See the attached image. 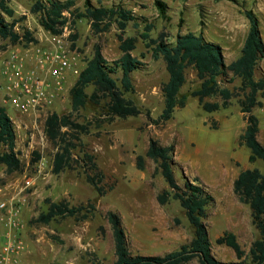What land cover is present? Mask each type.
Masks as SVG:
<instances>
[{"label":"rangeland","instance_id":"obj_1","mask_svg":"<svg viewBox=\"0 0 264 264\" xmlns=\"http://www.w3.org/2000/svg\"><path fill=\"white\" fill-rule=\"evenodd\" d=\"M6 1L15 10V29L22 35L28 29L38 43L46 42L48 31L40 24V13L33 11L32 7L37 1L46 3L47 0ZM75 1L73 9L64 13L67 20L63 27L69 24L72 34L77 35L71 42V45L74 43L71 48L77 53V64L64 99L58 100L52 111L71 115L81 123L91 121L92 124L90 132L82 134L83 147L80 145L74 151L75 159L79 161H73L72 167L59 174L52 169L58 148L45 136V119L38 120L35 125L33 117L22 115L5 101L3 60L13 49L24 48L35 41L28 42L22 38L13 42L0 37V105L6 107L13 120L16 151L23 163L22 170L13 172L0 164V184L10 185V191L15 192L28 179L33 181V186L24 191V234L31 248L30 253L26 240V253H30L33 264H114L117 254L113 228L107 216L109 210L122 214L136 254H166L190 242L195 230L181 202L171 199L163 205L158 200L159 193L170 187L163 173L157 172V162L147 156L150 139L154 137L163 144H176L175 171L182 185L185 184V175L191 179L200 178L215 196L207 222L216 256L225 261L239 260L236 251L220 244L217 238L225 231H233L244 249L250 252L260 231L254 224L251 206L242 202L235 191V180L240 171L250 165L264 169L262 159L250 162L252 150L241 142L248 121L241 109L240 97L234 98L228 108L213 112L205 110L199 98L191 94L201 86L202 80L197 70L190 66L187 69L188 80L182 90L189 95L187 105L179 107L170 121L158 125L151 120L149 112L155 119L162 114L165 107L163 84L170 75L165 60L154 57L152 47L148 46L142 34L149 23L155 25L151 32L153 38H158L165 31L172 43L176 42L179 33L193 31L204 34L206 39L223 46L226 62L230 64L241 56L250 31L247 10L252 9L259 16L264 36V0H164L168 4L169 18L161 15L157 0H90L97 6L122 5L137 16L125 35L139 38L134 55L144 65L133 73L136 90L127 95L136 100L143 112L139 116L118 117L114 121L107 120L104 115L106 101L89 103L79 111H74L71 106L70 88L78 73L95 55L96 45L102 46L104 55L111 62L123 56L122 31L118 23L108 31L96 32L90 20L76 19L75 16L84 9L86 0ZM5 17L7 21H13L12 17ZM263 75L264 59L258 67L257 77ZM116 76L121 79L122 72ZM225 81L233 89L241 85V79L233 72ZM87 91L91 93L93 86ZM207 100L223 102L222 97H208ZM254 113L261 119L259 137L264 143V105L256 107ZM79 148L95 155L106 172L107 178L102 184L109 190L107 194H100L87 180L85 166L80 161L83 153ZM5 149L0 145V152ZM35 150L43 156L38 164L31 162ZM140 154L146 155L145 170L138 167ZM41 163L43 168L39 171ZM47 198L51 201L67 200L73 205L92 202L96 210L91 209V217L81 221L69 216L49 224L36 223L34 219L48 210ZM186 264L202 263L197 258Z\"/></svg>","mask_w":264,"mask_h":264},{"label":"trees","instance_id":"obj_2","mask_svg":"<svg viewBox=\"0 0 264 264\" xmlns=\"http://www.w3.org/2000/svg\"><path fill=\"white\" fill-rule=\"evenodd\" d=\"M75 4V0H47L46 3L37 1L32 10L40 13V24L47 31L58 34L63 31V25L67 20L64 17L65 11L72 10ZM156 4L161 15L169 18L167 2L157 0ZM5 15L12 17L13 21H7ZM246 15L251 23L250 31L241 56L230 64L226 62L223 46L206 39L204 34L193 31L179 33L176 42L172 43L168 40L169 35L165 31L158 38H153L151 32L155 25L149 23L142 37L148 46L152 47L154 57L165 60L170 74L168 81L163 84L164 110L156 119L149 112L151 120L158 125L165 124L174 118L179 107L187 105L189 95L182 93V90L188 80L187 69L193 66L202 83L191 94L199 98L205 110L213 112L228 108L234 98L240 97L241 109L248 121L246 130L241 135V142L251 148L250 160L256 162L258 159L264 161V143L259 139L261 119L254 113L256 107L264 105V75L257 77L258 67L264 59V36L257 13L249 9ZM75 16L76 19L90 20L92 29L96 32L108 31L114 23H118L122 31L120 40L123 56L111 62L104 55L102 46L96 45L95 55L80 71L70 89L72 109L79 111L89 103L101 104L106 101L104 115L109 121H114L118 117L139 116L143 112L142 108L134 98L127 95L136 90L133 73L144 65V62L134 55L139 38L125 35L129 24L137 20L135 12L122 5L97 6L86 0L84 9L75 13ZM14 17L15 10L6 0H0V37L13 42H18L22 38L28 42H37L38 40L28 29L23 35L15 29L17 19ZM73 22L75 23L76 20L74 19ZM76 37V34L71 35L72 40ZM72 44L74 46V43ZM120 71L121 79L116 76ZM230 72L241 79V85L234 89L226 85L225 81ZM90 86H93V91L88 93L87 89ZM208 97H222L223 102L210 101L207 100ZM91 124V121L81 123L74 120L71 115L60 114L57 111L48 114L45 120V133L58 148L52 162L54 173L59 174L72 167L73 161H79L75 159L74 151L80 145L83 147L82 134L90 132ZM0 145L6 147L0 152V164L5 165L12 172L22 170L23 163L16 151L14 123L6 107L2 105H0ZM79 149L83 153L80 161L85 166L87 180L100 194H107L109 190L102 184L107 178L106 172L100 167L95 155L84 148ZM176 149L174 143L163 144L159 139L151 137L147 156L157 162V172L163 173L170 187L159 193V202L163 205L171 199L181 202L195 230L193 239L166 254H136L132 250L122 214L109 210L107 216L113 228L117 254L114 264H186L197 258L202 264H264V169L259 167L244 169L235 181V191L241 201L252 208L253 221L260 231V236L253 242L250 252H247L235 232L225 231L218 238V242L232 247L239 258V260L225 261L214 253L207 222L209 208L216 198L200 178L191 179L185 175L184 185L178 181L175 171ZM41 157L42 154L35 150L31 159L32 164L38 162ZM146 165V155H138V167L145 170ZM46 201L49 204L48 210L41 212L34 222L49 224L53 220L69 216L81 221L91 217V209L96 210V205L92 202L73 205L67 200L51 201L47 198ZM53 238L57 239L55 236Z\"/></svg>","mask_w":264,"mask_h":264},{"label":"built area","instance_id":"obj_3","mask_svg":"<svg viewBox=\"0 0 264 264\" xmlns=\"http://www.w3.org/2000/svg\"><path fill=\"white\" fill-rule=\"evenodd\" d=\"M71 35L72 27L66 24L61 33L48 31L46 42H31L24 48L13 49L3 60L5 101L22 115L33 117L35 125L38 120H46L55 103L66 95L77 64ZM42 168L43 163L39 171ZM9 186L0 184V263L21 264L27 249L22 217L24 191L33 186V181L28 179L15 192Z\"/></svg>","mask_w":264,"mask_h":264},{"label":"crops","instance_id":"obj_4","mask_svg":"<svg viewBox=\"0 0 264 264\" xmlns=\"http://www.w3.org/2000/svg\"><path fill=\"white\" fill-rule=\"evenodd\" d=\"M170 75V74H169ZM168 81V80H167ZM261 132V131H260ZM259 135H260V133H259ZM259 139H260V137H259ZM261 140V139H260ZM262 142V141H261ZM251 156V155H250ZM249 159H250V157H249ZM258 161V160H257ZM256 161V162H257ZM250 162H251V160H250ZM256 162H251V163H256ZM256 166H248V167H246V168H244V169H248V168H255ZM263 167H261V169H262ZM244 169H242V170H244ZM241 170V171H242ZM241 171H240V173H241ZM239 173V174H240ZM239 176V175H238ZM238 176H237V178H238ZM236 178V179H237ZM236 181V180H235ZM210 191V190H209ZM223 235V234H222ZM221 235V236H222ZM219 238V237H218ZM218 238H217V240H218ZM26 240H27V244H28V251H29V248H30V243L28 242V239H27V237L25 238ZM28 251H27V253L23 256V259H22V264H33V261H32V259H31V256H30V253H31V248H30V253H28ZM150 255V254H149ZM152 255H155V254H152Z\"/></svg>","mask_w":264,"mask_h":264}]
</instances>
